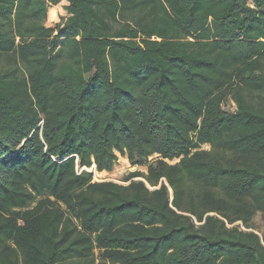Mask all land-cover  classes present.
I'll return each instance as SVG.
<instances>
[{
    "label": "trees",
    "instance_id": "1",
    "mask_svg": "<svg viewBox=\"0 0 264 264\" xmlns=\"http://www.w3.org/2000/svg\"><path fill=\"white\" fill-rule=\"evenodd\" d=\"M62 1L0 0V264H264V0Z\"/></svg>",
    "mask_w": 264,
    "mask_h": 264
},
{
    "label": "rangeland",
    "instance_id": "2",
    "mask_svg": "<svg viewBox=\"0 0 264 264\" xmlns=\"http://www.w3.org/2000/svg\"><path fill=\"white\" fill-rule=\"evenodd\" d=\"M65 3V1H64ZM62 5V6H61ZM60 7H63V4H60ZM63 15L66 16L67 14L65 13V11H63ZM61 17V14H58V16H55V18L53 20H51L48 17L47 20V25H52L55 22L59 21ZM210 146L208 144H203L202 148L208 149ZM118 159L116 161V164L114 166V169L110 172H104V171H97L94 167H90L87 168V170L92 171L93 172V180L94 181H102V180H111V181H115V182H119L122 183V178L125 177L130 171L133 170H141V171H146L147 167L144 165H140V166H132L127 157L122 156L120 153H117ZM178 159H173L170 162L174 163L176 162ZM253 223L255 225V229L260 232L263 233L264 232V220L262 218V214L260 212H258L254 218H253Z\"/></svg>",
    "mask_w": 264,
    "mask_h": 264
},
{
    "label": "crops",
    "instance_id": "3",
    "mask_svg": "<svg viewBox=\"0 0 264 264\" xmlns=\"http://www.w3.org/2000/svg\"><path fill=\"white\" fill-rule=\"evenodd\" d=\"M64 1H65V0H64ZM64 1H62L61 3H59V4H57V5H53V7L55 8V16H58V14H61V16H64V15H63V11H65V9H64V7H60V4H63V6L67 4V2L65 1V3H64ZM61 6H62V5H61ZM51 7H52V6H51ZM51 7L48 8V12H49V9H50ZM65 13H66V11H65ZM64 17H65V16H64ZM104 172H107V171H104Z\"/></svg>",
    "mask_w": 264,
    "mask_h": 264
},
{
    "label": "water",
    "instance_id": "4",
    "mask_svg": "<svg viewBox=\"0 0 264 264\" xmlns=\"http://www.w3.org/2000/svg\"><path fill=\"white\" fill-rule=\"evenodd\" d=\"M135 179H136V180H139V179H141V178L138 177V178H135Z\"/></svg>",
    "mask_w": 264,
    "mask_h": 264
},
{
    "label": "built area",
    "instance_id": "5",
    "mask_svg": "<svg viewBox=\"0 0 264 264\" xmlns=\"http://www.w3.org/2000/svg\"><path fill=\"white\" fill-rule=\"evenodd\" d=\"M81 170V169H80Z\"/></svg>",
    "mask_w": 264,
    "mask_h": 264
}]
</instances>
